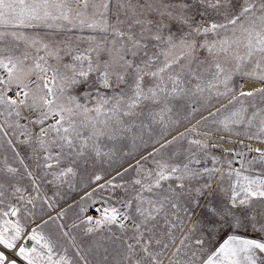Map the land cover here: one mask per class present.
Listing matches in <instances>:
<instances>
[{"label": "snow or ice", "instance_id": "1", "mask_svg": "<svg viewBox=\"0 0 264 264\" xmlns=\"http://www.w3.org/2000/svg\"><path fill=\"white\" fill-rule=\"evenodd\" d=\"M0 264H264V0H0Z\"/></svg>", "mask_w": 264, "mask_h": 264}, {"label": "crops", "instance_id": "2", "mask_svg": "<svg viewBox=\"0 0 264 264\" xmlns=\"http://www.w3.org/2000/svg\"><path fill=\"white\" fill-rule=\"evenodd\" d=\"M83 194V191H81L79 194H77L76 196H73L72 198L67 200V203L65 202H59L57 203V205L53 208V209H49L47 204H44L43 207H37V209H35L34 211L36 212H44V213H50L51 215H55L56 212L60 211L62 208H67L69 203H73V201L75 200H79V196ZM48 195V193H47ZM72 215V212H69V216ZM45 219H47V216L44 217Z\"/></svg>", "mask_w": 264, "mask_h": 264}, {"label": "rangeland", "instance_id": "3", "mask_svg": "<svg viewBox=\"0 0 264 264\" xmlns=\"http://www.w3.org/2000/svg\"><path fill=\"white\" fill-rule=\"evenodd\" d=\"M63 191L66 192L67 190L65 189V190H63ZM81 191H83V190H81ZM81 191H80V192H81ZM47 193H48V196H51V195H52V191H51V190H47ZM77 194H79V193H68V194H67V200L70 199V198H72L73 196H76ZM62 201H63V200H59V202H62ZM59 202H58V203H59ZM63 202H64V201H63Z\"/></svg>", "mask_w": 264, "mask_h": 264}]
</instances>
